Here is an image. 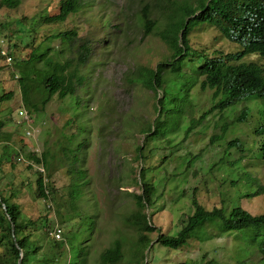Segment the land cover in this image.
Here are the masks:
<instances>
[{"label":"rangeland","instance_id":"rangeland-1","mask_svg":"<svg viewBox=\"0 0 264 264\" xmlns=\"http://www.w3.org/2000/svg\"><path fill=\"white\" fill-rule=\"evenodd\" d=\"M165 1L88 0L89 8L69 19L70 25L79 28V36L86 38L93 49L80 69L85 82L75 95L61 100L54 96L42 112H28L22 107L16 81L0 72V94H12L10 100L0 101V122L3 124L0 132L13 135L11 147L14 151L21 140L27 151L38 156L47 152L53 158L47 171L53 190L48 199L34 200L35 171L39 166L24 155H19L22 159L17 160L13 169L8 165L2 167L0 189L5 182L12 181L13 187L20 188L15 201L23 216L31 219L44 217L50 225L47 234L41 231L32 235L40 247V254L53 252L49 232L54 228L61 230L59 241L65 243L62 247L65 257L60 264H73L85 258V264H98L99 254L115 239L123 242V259L117 264H127L130 246L137 234L125 225L124 218L136 210L134 195L142 191L140 168L147 169L145 176L155 189L154 205L143 210L155 229L149 235L153 249L145 251V262L236 264L232 258L233 237L217 234L208 226L210 239L191 241L178 250L163 248L156 243L157 231L168 235L177 233L182 221L193 213V197L205 209L220 204L226 206L238 199L236 196L241 195L245 187L231 181L241 169L219 162L224 158L229 163L240 156L231 149L230 156L225 158L227 143L231 139H238V143L245 147L253 142L252 129L258 117L253 110L248 123L232 125L224 139L210 144V137L219 133L224 121L231 124L233 114L214 111L198 120L212 101L210 90L202 91L196 86L189 93L191 102L185 115L181 109L172 114L168 138L157 137L162 134L157 131L153 135L157 138L149 141L140 153L143 159L136 158V147L143 139L139 130L155 117L156 98L149 89L130 81L131 72L142 67L154 69L169 55L161 40L153 33H144L140 16L145 12L149 18H155ZM57 2L25 0L16 11L0 10V23L9 17H29L43 9L53 12ZM59 29L63 30V26ZM190 38L196 49L207 46L210 51L217 49L223 53L237 50L236 45L222 40L213 29L196 31ZM79 42L75 40L72 50L66 51L64 57L75 58L74 49ZM5 47L0 42L2 53L7 52ZM9 61L1 60L0 66L6 65L17 78L18 70ZM245 61H254L264 68V58L257 55L247 57ZM19 109L29 113L32 123L18 117ZM187 126L190 127L188 131ZM63 148L68 155L61 163ZM70 153L78 159L72 166L68 164ZM163 158L164 161H160ZM245 163L240 167H246L260 187V194L242 198L239 205L252 215L264 214V165L249 168ZM69 169H81L83 173L76 172L79 178L76 179ZM21 181L24 186L19 185ZM72 191L77 198L72 199Z\"/></svg>","mask_w":264,"mask_h":264},{"label":"trees","instance_id":"trees-1","mask_svg":"<svg viewBox=\"0 0 264 264\" xmlns=\"http://www.w3.org/2000/svg\"><path fill=\"white\" fill-rule=\"evenodd\" d=\"M24 1L0 0V10L16 11ZM55 8L53 12L43 9L29 17H9L0 23V42L5 44L7 50L5 53L0 50V61L10 60V64L18 70V77L15 78L6 65L0 66V72L16 81L21 105L28 112L44 111L54 96L61 100L75 95L85 82L80 69L93 49L86 38L79 36V28L70 25L69 19L89 8V2L58 0ZM6 16L7 13L4 18ZM140 21L144 33H153L161 40L167 46L169 55L154 69L142 67L131 72L130 81L149 89L156 98L155 117L139 130L143 139L136 147L137 159H143L140 153L149 141L157 137L168 138L172 114L181 109L185 115V109L191 102L189 93L196 86L202 91L210 90L212 101L210 108L198 120L205 119L214 111L233 114L231 124L224 121L219 133L210 137V144L222 140L232 125L251 120L253 110L258 113L252 129L253 142L245 147L238 143V139H231L227 143L225 158L230 156L231 149L240 156L229 163L224 158L219 162L241 169V173L231 182L245 187L242 194H238V199L226 206L220 204L211 209H205L193 197V213L182 221L177 233L168 235L157 231L156 243L163 248L178 250L191 241L210 239L206 229L208 226L217 234L233 237L232 258L236 264H264V214L252 215L239 205L242 198L260 194V187L246 167L240 165L244 161L249 168L264 165V68L254 61H245V58L255 55L264 58V0H166L160 5L155 18H149L143 12ZM61 25L63 30L59 29ZM206 29L216 31L218 37L236 45L237 50L223 53L217 49L210 51L207 46L194 48L190 37L194 32ZM75 40H80L74 49L75 58L64 57L66 51L72 50ZM11 97V93L0 94V101L10 100ZM239 107L241 109L238 110ZM2 126L0 122V128ZM157 131L162 134L154 137ZM12 139L11 133L0 132V170L5 165L13 169L18 163L17 159L24 155L31 163L43 167L45 172L35 171L34 200L48 199L53 189L47 171L53 158L47 152L38 156L27 151L21 140L14 151ZM67 155L63 148L59 162L62 163ZM69 155L68 164L72 166L78 159L76 155ZM78 171L83 173L81 169L68 170L76 179H79L76 176ZM145 171L147 169L139 170L142 191L134 195L136 210L124 218L125 225L137 234L136 240L131 243L127 264H147L145 251L153 249L149 235L155 229L149 224L143 210L154 205L155 189L145 176ZM19 185L24 186L25 183L21 181ZM19 191L20 188L13 187L12 181L5 182L0 189V264H17L19 252L22 253L19 264H60L65 257L62 250L64 241L51 237L53 252L47 255L39 253L40 247L32 235L41 231L47 234L51 227L44 217L31 219L23 216L20 205L15 201ZM70 195L72 199L78 197L73 195V191ZM1 203L6 206L5 212ZM11 224L14 226L13 232ZM122 244L121 240L115 239L110 247L99 254L98 264L120 262L123 259ZM85 261L86 258L73 264H85Z\"/></svg>","mask_w":264,"mask_h":264},{"label":"built area","instance_id":"built-area-1","mask_svg":"<svg viewBox=\"0 0 264 264\" xmlns=\"http://www.w3.org/2000/svg\"><path fill=\"white\" fill-rule=\"evenodd\" d=\"M18 117L23 119L25 122L27 123H32V118L29 115V113L25 110V109H19L18 113H17ZM27 135H29L30 133L27 132ZM22 157H19L17 160H21ZM39 172H44L43 167L39 166L38 167ZM49 234L54 238V239H60L61 236V230L58 228H54L53 230H51L49 232Z\"/></svg>","mask_w":264,"mask_h":264},{"label":"water","instance_id":"water-1","mask_svg":"<svg viewBox=\"0 0 264 264\" xmlns=\"http://www.w3.org/2000/svg\"><path fill=\"white\" fill-rule=\"evenodd\" d=\"M1 207H2V210L5 212L6 211V206L3 203H1ZM13 230H14V226H13V224H11V231L13 232ZM21 256H22V253L19 252V259H18L17 264H19Z\"/></svg>","mask_w":264,"mask_h":264}]
</instances>
